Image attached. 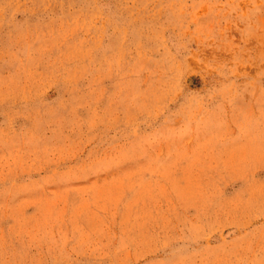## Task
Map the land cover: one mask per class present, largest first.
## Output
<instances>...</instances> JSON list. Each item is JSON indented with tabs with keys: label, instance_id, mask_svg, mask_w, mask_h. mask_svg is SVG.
<instances>
[{
	"label": "rangeland",
	"instance_id": "rangeland-1",
	"mask_svg": "<svg viewBox=\"0 0 264 264\" xmlns=\"http://www.w3.org/2000/svg\"><path fill=\"white\" fill-rule=\"evenodd\" d=\"M0 264H264V0H0Z\"/></svg>",
	"mask_w": 264,
	"mask_h": 264
}]
</instances>
